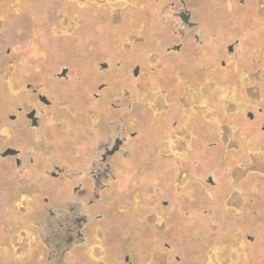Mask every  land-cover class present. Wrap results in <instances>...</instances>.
<instances>
[{
  "label": "rangeland",
  "instance_id": "1",
  "mask_svg": "<svg viewBox=\"0 0 264 264\" xmlns=\"http://www.w3.org/2000/svg\"><path fill=\"white\" fill-rule=\"evenodd\" d=\"M26 83L59 104L66 173L99 121L129 153L63 253L42 200L66 209L78 179L0 180V264H264V0H0V142Z\"/></svg>",
  "mask_w": 264,
  "mask_h": 264
},
{
  "label": "flooded vegetation",
  "instance_id": "2",
  "mask_svg": "<svg viewBox=\"0 0 264 264\" xmlns=\"http://www.w3.org/2000/svg\"><path fill=\"white\" fill-rule=\"evenodd\" d=\"M188 16L180 10V20L187 23ZM53 78L64 79L57 73L53 74ZM17 99L18 103L13 105V111L6 118L4 129L7 138L0 142V178L4 177L0 179L3 183L1 186L58 191L60 185L64 184L61 179L73 181L76 177L78 182L72 184V198L66 209L54 208L56 194L52 201L48 197L42 200L49 217L46 219L44 244L51 254L67 252L84 240L95 207L102 204L107 181L115 177L112 163L118 157H127L129 153L125 148L126 129L122 123H117L114 133L109 135L104 127L106 124L99 121L100 132L95 131L82 146L87 151L85 162L78 171L68 174L59 163V137L55 131L59 104L55 96L46 91L41 83H26L22 96L19 95ZM247 116L252 119L253 113L248 112ZM4 122L5 118L2 120ZM261 129L264 131V124ZM16 131L21 134L17 136ZM37 226L42 228L40 222Z\"/></svg>",
  "mask_w": 264,
  "mask_h": 264
},
{
  "label": "water",
  "instance_id": "3",
  "mask_svg": "<svg viewBox=\"0 0 264 264\" xmlns=\"http://www.w3.org/2000/svg\"><path fill=\"white\" fill-rule=\"evenodd\" d=\"M103 66H105V65H103ZM66 69L64 68L63 70H62V72H61V75H65V73H66ZM137 72V69L134 71V73H136Z\"/></svg>",
  "mask_w": 264,
  "mask_h": 264
}]
</instances>
